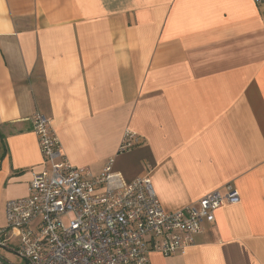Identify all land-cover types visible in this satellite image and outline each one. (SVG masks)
I'll return each mask as SVG.
<instances>
[{"label": "crops", "instance_id": "1", "mask_svg": "<svg viewBox=\"0 0 264 264\" xmlns=\"http://www.w3.org/2000/svg\"><path fill=\"white\" fill-rule=\"evenodd\" d=\"M37 113L73 166L149 177L168 211L238 191L195 245L152 264H264V4L0 0V194L13 182V200L45 167ZM127 131L138 144L121 152Z\"/></svg>", "mask_w": 264, "mask_h": 264}, {"label": "built area", "instance_id": "2", "mask_svg": "<svg viewBox=\"0 0 264 264\" xmlns=\"http://www.w3.org/2000/svg\"><path fill=\"white\" fill-rule=\"evenodd\" d=\"M33 130L45 167L31 172L26 197L6 205L0 264H152L153 253L170 257L195 245L218 209L240 202L229 187L226 194L212 192L197 204L168 211L149 177L128 182L113 160L99 175L73 166L43 114L34 116ZM136 137L127 131L120 151L136 147Z\"/></svg>", "mask_w": 264, "mask_h": 264}, {"label": "rangeland", "instance_id": "3", "mask_svg": "<svg viewBox=\"0 0 264 264\" xmlns=\"http://www.w3.org/2000/svg\"><path fill=\"white\" fill-rule=\"evenodd\" d=\"M102 173H103V172H102ZM13 186H14V185H13V182H9V183L7 184L6 190H5V186H3L4 189L1 190L0 198H1V200L4 201L5 203H6V202H9V201H11V200H13V196H14ZM1 217H2V216H0V218H1ZM1 252H2L3 255H7V254L5 253L6 251H1ZM11 259H12L13 261H16V258L13 257V256H11Z\"/></svg>", "mask_w": 264, "mask_h": 264}]
</instances>
